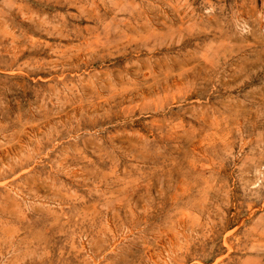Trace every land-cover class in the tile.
<instances>
[{"label":"rangeland","instance_id":"374dc122","mask_svg":"<svg viewBox=\"0 0 264 264\" xmlns=\"http://www.w3.org/2000/svg\"><path fill=\"white\" fill-rule=\"evenodd\" d=\"M0 264H264V0H0Z\"/></svg>","mask_w":264,"mask_h":264},{"label":"bare ground","instance_id":"6f19581e","mask_svg":"<svg viewBox=\"0 0 264 264\" xmlns=\"http://www.w3.org/2000/svg\"><path fill=\"white\" fill-rule=\"evenodd\" d=\"M113 89V88H112Z\"/></svg>","mask_w":264,"mask_h":264}]
</instances>
